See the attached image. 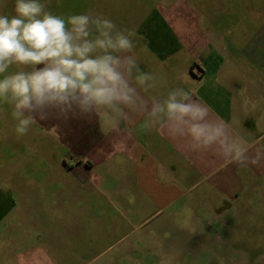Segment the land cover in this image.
Here are the masks:
<instances>
[{
	"label": "crops",
	"instance_id": "obj_1",
	"mask_svg": "<svg viewBox=\"0 0 264 264\" xmlns=\"http://www.w3.org/2000/svg\"><path fill=\"white\" fill-rule=\"evenodd\" d=\"M97 1L99 10L114 13L118 28L135 33L140 70L160 79L140 95L151 103L185 89L243 141L245 159L230 162L214 150H193L163 126L146 128V115L136 111L122 120L93 115L39 122L23 136L7 115L0 222L23 216L29 227L0 228V260L90 264L74 263L66 204L79 201L78 188L97 183L133 230L144 228L142 250L177 252L176 261L187 251L193 263L210 261L221 234L226 250L242 254L225 262L246 264L249 246L260 249L259 239L249 237L264 235V0ZM68 5L66 17L80 14L82 3ZM46 203L53 205L47 219L43 210L11 213L16 204ZM255 264H264V255Z\"/></svg>",
	"mask_w": 264,
	"mask_h": 264
},
{
	"label": "clouds",
	"instance_id": "obj_2",
	"mask_svg": "<svg viewBox=\"0 0 264 264\" xmlns=\"http://www.w3.org/2000/svg\"><path fill=\"white\" fill-rule=\"evenodd\" d=\"M134 37L101 15L65 18L47 11L43 0H14L13 14H0V106H10L15 133L23 136L39 122L93 115L122 120L136 111L146 115V128L163 126L193 150L244 161L243 141L185 89L151 103L140 95L160 79L140 70Z\"/></svg>",
	"mask_w": 264,
	"mask_h": 264
},
{
	"label": "rangeland",
	"instance_id": "obj_3",
	"mask_svg": "<svg viewBox=\"0 0 264 264\" xmlns=\"http://www.w3.org/2000/svg\"><path fill=\"white\" fill-rule=\"evenodd\" d=\"M74 0H43L46 3V10L51 11L53 14L66 18V11L70 4ZM82 3L80 14H92L91 12L97 9L99 14L103 18H107L113 21L114 13H105L99 10V3L97 0H77ZM14 0H5L3 6H0V14H13ZM87 10V11H86ZM105 13V14H104ZM13 68L9 71H15ZM11 108L8 105L0 106V171L3 162L2 149L3 140L7 134L6 116L8 115L11 120ZM16 122L13 120L11 125ZM15 125L13 126L14 129ZM15 132V131H14ZM16 134V133H15ZM17 135V134H16ZM17 148V146H15ZM1 178V172H0ZM88 187L83 189L78 188L77 193H80V199L73 200L72 203L66 204L68 213L72 216L68 220L69 224L72 221L73 237L72 243L76 246V252L74 253V263L77 262H89L90 264H230L229 256L235 257L240 260L241 252H230L226 250L224 246L225 236L218 234L215 236V243H218L217 254L215 259L210 261L191 262L190 258L193 255L192 252H184L185 257L183 261H176L177 252H161V251H144L141 248H145L140 243V238L144 231L140 228H134V224L120 216L118 214V208L111 200L105 199L100 194V189L97 183H92ZM53 205L46 204H16L12 207V214H17L18 210L25 212L26 214H32L34 211H45L43 213L44 218H48L50 214L47 212ZM64 205H62L63 207ZM120 216V217H119ZM119 217V219L117 218ZM116 218V219H112ZM79 225V227H78ZM15 231L20 232L22 229H27L29 223L25 218L12 217L0 222L1 227H10ZM76 230H79V236L77 238ZM259 239V248L255 249L253 246H249L250 258L246 264H255L257 260L261 259L264 255V235L260 237H249L251 240ZM264 242V241H263ZM252 243H249L251 245ZM204 256L212 257L210 252L202 253ZM259 256V257H253ZM208 257V258H209ZM5 260H0V264H4ZM231 264H238V262H232Z\"/></svg>",
	"mask_w": 264,
	"mask_h": 264
}]
</instances>
